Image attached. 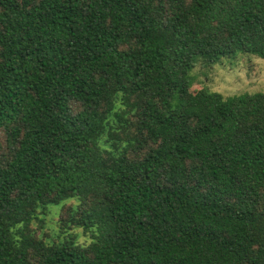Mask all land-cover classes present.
<instances>
[{
  "label": "trees",
  "instance_id": "trees-1",
  "mask_svg": "<svg viewBox=\"0 0 264 264\" xmlns=\"http://www.w3.org/2000/svg\"><path fill=\"white\" fill-rule=\"evenodd\" d=\"M239 54L264 0H0V264H264V92L190 90Z\"/></svg>",
  "mask_w": 264,
  "mask_h": 264
},
{
  "label": "rangeland",
  "instance_id": "rangeland-1",
  "mask_svg": "<svg viewBox=\"0 0 264 264\" xmlns=\"http://www.w3.org/2000/svg\"><path fill=\"white\" fill-rule=\"evenodd\" d=\"M191 91L205 89L209 93L229 97L241 93L264 92V60L254 56L239 54L234 59L204 63L197 61L190 72ZM0 134V151H5V142ZM76 199H68L57 205L48 206L40 217L43 219L42 228L31 225L35 236L43 240H55L61 233L63 218L67 208L77 205ZM76 234V242L86 245L90 241L80 229L69 230Z\"/></svg>",
  "mask_w": 264,
  "mask_h": 264
}]
</instances>
